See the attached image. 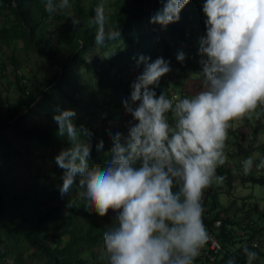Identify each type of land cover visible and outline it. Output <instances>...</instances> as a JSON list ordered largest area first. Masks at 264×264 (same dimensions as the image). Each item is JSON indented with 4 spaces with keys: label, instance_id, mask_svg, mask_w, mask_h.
<instances>
[{
    "label": "clouds",
    "instance_id": "1",
    "mask_svg": "<svg viewBox=\"0 0 264 264\" xmlns=\"http://www.w3.org/2000/svg\"><path fill=\"white\" fill-rule=\"evenodd\" d=\"M190 0H160L150 23L166 28L179 22ZM45 10L70 12V0H45ZM205 33L199 38L198 63L201 90L171 96L155 91L162 77L172 71L171 61L139 56L143 70L122 98L126 131H107L97 154L107 153L103 165L92 162L94 133L77 126L74 109L57 110L56 134L67 141L55 157L63 170L61 197L78 186L79 198L103 218L113 213L115 223L103 233L102 260L106 264H195L212 239L203 217L204 193L225 177L217 169L226 164V141L234 122L259 120L264 115V0H204ZM78 31L86 23L95 29L94 43L105 47L121 40L120 24L111 21L106 0L83 21L69 16ZM176 60L184 63L179 50ZM259 109V110H258ZM264 169V158L254 165L243 160L245 175L253 167ZM74 201L68 200L65 215ZM258 247V245H253ZM246 264L258 253L242 246ZM226 264H236L235 256Z\"/></svg>",
    "mask_w": 264,
    "mask_h": 264
},
{
    "label": "trees",
    "instance_id": "2",
    "mask_svg": "<svg viewBox=\"0 0 264 264\" xmlns=\"http://www.w3.org/2000/svg\"><path fill=\"white\" fill-rule=\"evenodd\" d=\"M33 1L0 0V20L4 23L0 26V33H5V36L12 33L14 37L21 39L27 48L55 65V69L39 89L27 90L24 76H16V83H14L20 91V96L15 101H8L3 111L0 109V148L7 150L8 137L14 136L20 140L35 141L39 147H53L55 154L58 155L68 145L65 139L56 134L57 126L42 122L27 123L26 118L40 112L39 109L46 112H49L52 107L55 109L56 101L60 98L68 99L77 111H81L82 115L75 121L77 126L87 127L92 122L96 110L103 108L104 105L97 97L98 91H89L88 88L78 85V74L67 70V63L73 59L88 66L100 90L110 89L128 96L132 81L143 70V65L136 66L137 59L141 55L150 57L152 61L157 57L170 60L171 68L200 71L198 63L200 58L195 60L194 56L189 54L192 51L198 54V48L195 49L191 45L193 37L190 32L193 27L198 30L205 29V17L202 13L204 0H190L180 13L179 22L169 24L166 28L150 23L151 16L162 7L160 0H128V6L116 2L114 10L108 15L111 21L120 24L121 40L126 45L122 52L118 47L114 50L116 61L102 58V56L111 44L118 41L108 42L105 47H97L94 43L95 29H89L86 23L78 31H74L73 36L69 34L62 40L61 51L67 50L69 54L64 57L59 55L57 48H52L49 43L44 42L46 18L51 16L45 10V0H40L36 4ZM99 2V0H91L86 5L82 4L81 0H74L73 14L86 21L94 15V8ZM39 30L43 32L38 34ZM94 49L98 53H94L91 61H86L85 54L92 53ZM179 50L186 53L184 63L176 60ZM11 59L13 64L17 63L14 56ZM1 67L4 65H0V69ZM124 71L129 74L115 75V72L122 74ZM200 80L202 81L201 76ZM168 89L169 85L161 80L159 86L155 87L158 94L167 92ZM121 108L123 109L122 105ZM16 117L23 119L16 122ZM114 130L123 131V127L115 126ZM99 140L101 139L93 141L91 159L92 162L102 165V162L108 158V154H97L95 144ZM109 148L105 147L106 150ZM237 148L238 152L247 157V149H244V146L238 145ZM228 150L226 146L227 156L234 157L235 154H229ZM5 151L0 153V162H4L9 155ZM2 169L1 166L0 173ZM257 174L249 173L241 177L240 182L248 186L264 185V173ZM217 175L224 176L227 185H230L232 176L229 169L224 172L221 166L217 169ZM61 184L60 179L49 189L25 192L22 196L13 194L5 196L0 179V264H32L34 259L41 264H106V261L101 259L100 253L103 248V233L108 228L97 227L91 221L83 223L79 220V217L88 212L84 201L80 198L71 199L74 204L68 209L67 215L65 211L61 212L53 208L54 199L61 196L58 188ZM218 195L216 189L212 188L204 194V223L223 249V252L219 253L213 261L221 255L218 264H226L229 258L235 256L236 264H246L242 246L247 245L250 250L258 253V258L253 264H262L260 258H264V225H259L257 220L248 214L254 226L246 227V230L250 228V231L244 232L243 235H236L234 226L242 219L238 220L233 215L232 217L222 216L223 208L217 200ZM68 200L64 199L66 205ZM250 206L253 210L251 214L256 213L258 218L264 219V209L259 211L256 203ZM41 209L44 211H40ZM26 212L30 214V217H34V220L30 221L29 217H25L23 214ZM57 217L60 222L56 227ZM217 220L221 221L219 226H215ZM63 235H67L64 241L61 240ZM254 244L258 247H253ZM96 246L99 252L93 251ZM27 250L30 252H26ZM196 260L201 264L200 259ZM201 260L205 264L213 262L206 257Z\"/></svg>",
    "mask_w": 264,
    "mask_h": 264
},
{
    "label": "rangeland",
    "instance_id": "3",
    "mask_svg": "<svg viewBox=\"0 0 264 264\" xmlns=\"http://www.w3.org/2000/svg\"><path fill=\"white\" fill-rule=\"evenodd\" d=\"M39 1L40 0H34L33 2L36 4ZM90 1L91 0H81V3L88 5ZM99 1L101 2V0ZM116 2L128 6V0H106L108 14L114 10ZM70 3L72 4L70 12L60 11L46 18V31H44V42L49 43V46L52 48H57L58 54H61L63 57L67 56L69 52L64 49V51H61L62 40L69 34L71 36L74 35V30L69 20V16L73 14L74 0H70ZM2 25H4V23L0 20V26ZM154 25L160 26L159 24ZM41 31L43 32V30ZM41 31L39 30L37 33L41 34ZM204 33V28L198 30L196 27H193V30H191L190 35L193 37L191 38V45L195 47V49L199 48V38L204 35ZM170 39L174 42L172 37H170ZM116 47L122 52L126 47L125 42L119 40L111 44L109 48L104 51L102 58L116 61L114 58V50ZM94 53L98 52L94 49L92 53L88 52L85 54L84 59L86 61H91ZM189 54L193 55L195 60L200 58L194 51ZM12 56L16 58V64H13L11 59ZM0 65H4V67L0 69V109L2 111L8 101H15L20 96V91L15 86L16 76H24L27 90L39 89L46 83V80L53 74L55 69V65L47 62L43 57L27 48L21 39L14 37L12 33H9L8 36H5V33H0ZM66 68L68 71L78 74V85L88 88L87 90L89 91H98L97 97L102 101L104 107L96 110L95 116L92 118V122L87 125V128L95 132L93 141L103 139L105 147L109 148L111 146V141L109 140L107 131L110 129L112 132H115V126L123 127V131H126L125 125L127 121L131 119L130 116L125 114L124 109H120L122 98L128 97V95L121 94L120 92L116 93L110 89L100 90L88 66L77 59H73L67 63ZM173 70L176 82L175 84H170V87L174 88L179 94L184 95L185 93V95H187L201 90L203 84L198 72H193L189 69L181 70L179 68H173ZM128 74L129 73L125 71L122 74L115 72L116 76ZM179 80L180 82L177 84ZM58 109H74L77 112V119L82 115L81 111H77L68 99L60 98L56 101L55 109L52 107L49 112L39 109L40 112L31 114L30 117L26 118L27 123L42 122L57 126L53 120V115L57 114ZM16 118V122H20L23 119L19 117ZM228 137L226 141V146L229 148L228 152L229 154H235L234 157L236 159L228 156V160L226 164L222 166V169L224 172H226V169H229L232 181L230 185H227L225 180L222 184L213 183L209 189H216L219 193L217 200L221 203L223 208L222 216L226 217L229 215L232 217L233 215L238 220L242 219L234 226V232L236 235H243L244 232L250 231V228L246 230V227L254 226L248 214L256 219L259 225H264V219L258 218L256 213L251 214L253 210L250 206L256 203L259 211L264 209V185L251 184L248 186L240 182L241 177L245 176L242 168L243 160L249 156H253L255 165L259 163L260 158H264V150H262V148L264 149V117L261 116L259 120L244 118L241 121L234 122L233 127L229 129ZM8 140L7 150L6 148H0V153L6 150L5 153L9 154L5 160L6 162H0V167L2 166L3 168L0 173V179L5 196L12 194L22 196L25 192L30 193L33 190L49 189L55 182L60 180L63 170L60 169L55 162L56 151H54L53 147H39L35 141L20 140L14 136H9ZM238 145H242L244 149H247V157H244L241 152H238ZM104 162H102V165ZM262 171L263 169L257 170L254 166L250 173L256 172L258 173L257 175H261L264 173ZM209 189H206L205 193L208 192ZM78 192V186L74 185L69 197L60 196L54 199L52 207L61 212L66 211L64 199L71 200L75 197L79 198ZM40 211L44 210L41 209ZM87 211L86 215L79 217V220L83 223L91 221L97 227L103 226L108 229L115 223V221L112 220L113 213L111 211L108 216L103 218L94 213V210L91 208H87ZM23 215L29 217L30 221L34 220V217H30V214L27 212ZM59 222L60 219L57 217L55 222L56 227ZM220 224L221 221L219 222V225ZM48 225L47 223V226ZM66 239L67 235L61 237L62 241ZM208 245L205 246L201 255L197 258L200 259L201 264H205L201 259L205 258L204 256L205 252L208 251ZM93 251L99 252L97 246L93 248ZM26 252H30V250ZM100 254L103 255V248ZM87 257L89 258L88 255ZM220 258L221 255H219L215 261L209 262V264H218ZM260 261L263 264L264 258L261 257ZM32 264H41V262H37L36 259H34L32 260ZM195 264H199V261L196 260Z\"/></svg>",
    "mask_w": 264,
    "mask_h": 264
},
{
    "label": "built area",
    "instance_id": "4",
    "mask_svg": "<svg viewBox=\"0 0 264 264\" xmlns=\"http://www.w3.org/2000/svg\"><path fill=\"white\" fill-rule=\"evenodd\" d=\"M161 81L169 85L168 91L165 92L166 95H168L169 97L177 96V95L182 96V94H179L174 88L170 87V84H175V82H176V77H175L173 68H172V71L170 73H168L167 75H165L164 77L161 78ZM219 222L220 221H218V220L215 221V226H219ZM209 233H210L212 239L209 242L208 251L205 252V257L209 261H213L214 258H216V256L219 253L223 252V249L221 248V246H220L219 242L217 241L215 235L211 232H209Z\"/></svg>",
    "mask_w": 264,
    "mask_h": 264
},
{
    "label": "crops",
    "instance_id": "5",
    "mask_svg": "<svg viewBox=\"0 0 264 264\" xmlns=\"http://www.w3.org/2000/svg\"><path fill=\"white\" fill-rule=\"evenodd\" d=\"M179 82H180V80L179 81H177V84H179ZM182 90V89H181ZM182 92V91H181ZM184 93V92H183ZM184 95H185V93H184Z\"/></svg>",
    "mask_w": 264,
    "mask_h": 264
}]
</instances>
